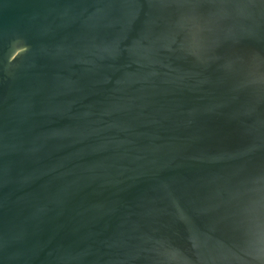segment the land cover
I'll return each instance as SVG.
<instances>
[{
	"label": "water",
	"instance_id": "1",
	"mask_svg": "<svg viewBox=\"0 0 264 264\" xmlns=\"http://www.w3.org/2000/svg\"><path fill=\"white\" fill-rule=\"evenodd\" d=\"M0 264H264V0H0Z\"/></svg>",
	"mask_w": 264,
	"mask_h": 264
}]
</instances>
